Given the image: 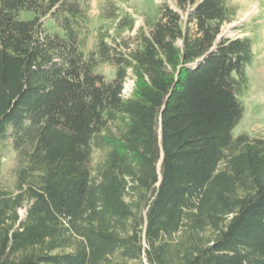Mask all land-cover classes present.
I'll use <instances>...</instances> for the list:
<instances>
[{"label": "trees", "instance_id": "trees-1", "mask_svg": "<svg viewBox=\"0 0 264 264\" xmlns=\"http://www.w3.org/2000/svg\"><path fill=\"white\" fill-rule=\"evenodd\" d=\"M91 3L0 0V264H264V138L233 136L256 38L221 36L233 0L162 4L133 49L115 17L86 53Z\"/></svg>", "mask_w": 264, "mask_h": 264}, {"label": "rangeland", "instance_id": "rangeland-1", "mask_svg": "<svg viewBox=\"0 0 264 264\" xmlns=\"http://www.w3.org/2000/svg\"><path fill=\"white\" fill-rule=\"evenodd\" d=\"M233 2L238 9L237 18L233 23L224 26L221 36L230 39L256 38L255 63L248 69L249 90L242 98L245 113L234 129L233 136L248 134L254 138H264V0H233ZM165 3L172 5L175 0H92L90 10L92 24L88 33L86 53L96 46L99 36L98 28L101 24H115V17L118 19L126 15H131L136 24L133 32H125L122 35V40L133 49L138 32L141 30L149 32L159 17V6ZM34 18L35 14L28 11H22L19 15L22 21H30ZM45 27L51 35L63 34L53 19H47ZM110 34L112 37L116 36L115 30L112 29ZM112 37L108 39V42L112 43ZM98 72L105 75L108 80H112L116 70L104 64L99 67ZM3 155L2 184L11 188L16 167L15 153L7 148ZM101 155L100 152L95 153L96 163L101 159Z\"/></svg>", "mask_w": 264, "mask_h": 264}, {"label": "built area", "instance_id": "built-area-1", "mask_svg": "<svg viewBox=\"0 0 264 264\" xmlns=\"http://www.w3.org/2000/svg\"><path fill=\"white\" fill-rule=\"evenodd\" d=\"M128 84H130V85H128ZM134 86H135L134 80H128V82L126 83L123 95H125L126 97L129 96L132 93Z\"/></svg>", "mask_w": 264, "mask_h": 264}]
</instances>
